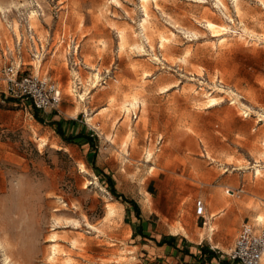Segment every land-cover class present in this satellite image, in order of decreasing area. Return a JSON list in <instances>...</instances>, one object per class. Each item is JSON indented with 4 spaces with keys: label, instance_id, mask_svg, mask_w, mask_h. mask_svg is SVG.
I'll use <instances>...</instances> for the list:
<instances>
[{
    "label": "rangeland",
    "instance_id": "obj_1",
    "mask_svg": "<svg viewBox=\"0 0 264 264\" xmlns=\"http://www.w3.org/2000/svg\"><path fill=\"white\" fill-rule=\"evenodd\" d=\"M26 22L56 46L41 64L26 51V69L58 82L59 110L64 99L90 101L76 121L97 134L93 149L66 147L29 101L7 95L0 48V264L23 258L18 176L46 191L29 264H158L151 247H135L149 244L129 231L139 219L151 235L182 242L185 229L221 251L244 222L264 228V0H0L5 45ZM62 33L81 41L78 67Z\"/></svg>",
    "mask_w": 264,
    "mask_h": 264
},
{
    "label": "built area",
    "instance_id": "obj_2",
    "mask_svg": "<svg viewBox=\"0 0 264 264\" xmlns=\"http://www.w3.org/2000/svg\"><path fill=\"white\" fill-rule=\"evenodd\" d=\"M24 30H19V35L13 32V47L4 44L0 36V48L3 56L7 59L4 67L5 81L7 83V95L29 101L34 109L59 110L62 102V91L56 80L51 77H41L39 74L29 72L25 66V52L30 54L32 61L41 64L47 56L56 52V46H52V40L42 41L29 22L24 23ZM68 41L66 44V60L72 67L80 64L81 41L76 36L68 37L62 33L59 43ZM29 66L35 67L32 63ZM41 65H39L40 67ZM137 118V113H134ZM233 194L244 192L243 188ZM196 214L206 219V203L202 199L196 201ZM217 264H262L264 258V228L258 229L249 222H244L233 247L229 251H219ZM227 261V263H224ZM185 264H201L190 262Z\"/></svg>",
    "mask_w": 264,
    "mask_h": 264
},
{
    "label": "crops",
    "instance_id": "obj_3",
    "mask_svg": "<svg viewBox=\"0 0 264 264\" xmlns=\"http://www.w3.org/2000/svg\"><path fill=\"white\" fill-rule=\"evenodd\" d=\"M63 102L64 103L62 110L52 111V110L36 109L39 118L43 120L44 124H48V122H50V124L55 128V130L57 129L58 125L61 126L63 135L60 134L58 135L62 137L65 143L64 145L66 147L74 145L75 143H78L79 145L82 146H86V145L94 146V141H96L97 133L95 132L92 133L90 131H87V129L84 128V125H82V127L79 128L80 123L76 121L79 116H84L87 112H89L91 106L90 101H85V99H82L79 104L80 109L77 113H74V109L76 108V106H78L75 102L73 101L70 102L68 101V99H64ZM79 132L82 133L83 135L93 137L91 142L89 143L86 142L87 140L84 136L81 138H75L72 140V142H66L65 140L66 137H69L70 135L74 136ZM93 146L91 147L92 149ZM95 153H96L95 150L94 151L91 150V154L89 155V158L92 159V163L95 162L96 160ZM226 193L228 195L233 196L227 190ZM208 198L209 195L206 194V199ZM136 214L139 216L137 212ZM206 214H207V205H206ZM222 215L218 214L217 216L219 217ZM208 217L210 220L216 219V217H211V214H209ZM147 221H148L147 218L142 220L141 219L137 220L138 223H134L133 225H130L131 230L129 231L131 232V235L134 238L133 240L144 239L149 242V244H141V243L137 244L135 245V247L140 246L141 248H144L145 246H149L153 250H155L154 253H149L151 260H154L155 263L185 264L190 262H200L201 264H217L219 262L218 252L221 250L217 249V246L213 247L210 242L204 245L203 241L200 242L194 241V239H190L186 237L184 234H182L183 235L182 242L176 240L175 236L178 234L164 233L156 236L151 235L148 233L150 224ZM151 243H154V246L150 245ZM262 264H264V258Z\"/></svg>",
    "mask_w": 264,
    "mask_h": 264
},
{
    "label": "clouds",
    "instance_id": "obj_4",
    "mask_svg": "<svg viewBox=\"0 0 264 264\" xmlns=\"http://www.w3.org/2000/svg\"><path fill=\"white\" fill-rule=\"evenodd\" d=\"M12 195L16 197L17 214L15 218L19 223V228L25 233L21 264H29L28 258L31 257L34 248L40 246L36 244V237L39 236L42 225L40 206L46 198V191L41 187L39 179L31 181L30 178H25L21 181L18 176L12 183Z\"/></svg>",
    "mask_w": 264,
    "mask_h": 264
},
{
    "label": "trees",
    "instance_id": "obj_5",
    "mask_svg": "<svg viewBox=\"0 0 264 264\" xmlns=\"http://www.w3.org/2000/svg\"><path fill=\"white\" fill-rule=\"evenodd\" d=\"M36 118L38 119V121L43 123V120L41 118L37 117V115H36ZM56 131H57L58 134L63 135V132H62V129H61L60 125L57 126ZM83 136L86 138V140H87L86 142H88V143L91 142V140L93 138L91 136L83 135L82 133L79 132V133H77L74 136L70 135L69 137H66L65 140H66V142H72L73 139L81 138ZM91 146H93V145H91ZM106 179L108 181V184L110 186V191L112 192V194H114L117 197H119L112 176L106 174ZM124 201L128 202V203H131L135 208H137V213L139 214V209H138L139 205H138V203L135 200H124Z\"/></svg>",
    "mask_w": 264,
    "mask_h": 264
},
{
    "label": "bare ground",
    "instance_id": "obj_6",
    "mask_svg": "<svg viewBox=\"0 0 264 264\" xmlns=\"http://www.w3.org/2000/svg\"><path fill=\"white\" fill-rule=\"evenodd\" d=\"M147 1H149V0H147ZM224 3V2H223ZM223 3H222V5H223ZM235 3H236V6L238 7V0H235ZM221 4V3H220ZM225 7V6H224ZM226 8V7H225ZM237 9V8H236ZM35 12H33L32 13V15H31V17H34L35 16ZM148 16V15H147ZM207 23V22H206ZM141 26H142V29H143V31L145 32V33H147V26H146V20H144L143 22H142V24H141ZM208 27L210 28V29H216V28H218L217 27V25L216 24H214V23H212V22H208ZM247 31V30H246ZM147 38H148V36H147ZM222 43V42H221ZM134 46L136 47V46H138V47H141V49H143V46H141L140 44H134ZM81 98V97H80ZM84 99V98H83ZM215 99V98H214ZM126 102V101H125ZM128 103V102H127ZM136 103V102H135ZM135 103H132V106H134V105H136ZM144 103V102H143ZM125 105V104H124ZM144 105V104H143ZM126 107V106H125ZM123 108V107H122ZM129 108V107H128ZM79 109H80V106L78 105V106H76V108L74 109V113H77L78 111H79ZM124 109V108H123ZM130 109V108H129ZM134 109V108H133ZM129 111V110H128ZM126 112V111H125ZM129 112H131V111H129ZM264 142V141H263ZM263 152V151H262ZM150 157V156H149ZM85 167V166H84ZM84 169V168H83ZM232 195H234L232 192H231V190L229 191ZM111 213H113V211L111 210ZM214 215V214H213ZM257 222L259 223V224H264V217L263 216H260V217H258V219H257ZM213 225V224H212ZM213 229V228H212ZM182 232H183V234L186 236V237H188V238H191V236L188 234V232L185 230V229H183L182 230ZM55 236V234L53 235V237ZM211 239V238H210ZM7 259H8V257H7Z\"/></svg>",
    "mask_w": 264,
    "mask_h": 264
}]
</instances>
